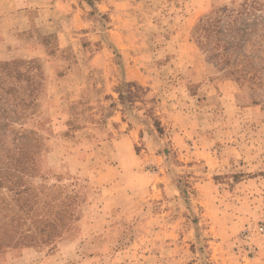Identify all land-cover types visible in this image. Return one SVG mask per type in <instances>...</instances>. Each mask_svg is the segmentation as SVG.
Instances as JSON below:
<instances>
[{
    "label": "rangeland",
    "instance_id": "rangeland-1",
    "mask_svg": "<svg viewBox=\"0 0 264 264\" xmlns=\"http://www.w3.org/2000/svg\"><path fill=\"white\" fill-rule=\"evenodd\" d=\"M242 1L0 0V144L70 213L0 264H264V105L192 37Z\"/></svg>",
    "mask_w": 264,
    "mask_h": 264
},
{
    "label": "trees",
    "instance_id": "trees-1",
    "mask_svg": "<svg viewBox=\"0 0 264 264\" xmlns=\"http://www.w3.org/2000/svg\"><path fill=\"white\" fill-rule=\"evenodd\" d=\"M192 37L223 66L228 77L246 89L252 104L264 105V3L261 0H243L234 7L212 10L194 25ZM3 65H10L15 77L21 74L16 65ZM5 103L6 99L0 98V106ZM17 139L13 147L0 144V248L27 244L37 235L44 242L52 240L66 227L65 219L70 214L66 209L69 204L62 201L51 204L50 192L48 202L44 199L47 189L29 184L25 174L33 175V154L25 146L24 136ZM33 201L43 203L42 214L32 210ZM49 205L55 207L53 218L47 210Z\"/></svg>",
    "mask_w": 264,
    "mask_h": 264
},
{
    "label": "built area",
    "instance_id": "built-area-1",
    "mask_svg": "<svg viewBox=\"0 0 264 264\" xmlns=\"http://www.w3.org/2000/svg\"><path fill=\"white\" fill-rule=\"evenodd\" d=\"M260 231H263V233H264V228L261 227V228H260ZM244 236L246 237V234H244Z\"/></svg>",
    "mask_w": 264,
    "mask_h": 264
}]
</instances>
